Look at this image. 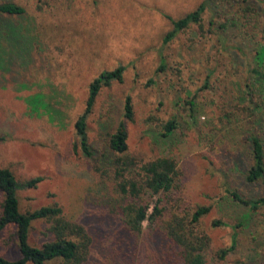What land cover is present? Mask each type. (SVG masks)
<instances>
[{
  "label": "rangeland",
  "instance_id": "rangeland-1",
  "mask_svg": "<svg viewBox=\"0 0 264 264\" xmlns=\"http://www.w3.org/2000/svg\"><path fill=\"white\" fill-rule=\"evenodd\" d=\"M203 1L0 0L25 10L10 22L29 27L33 38L32 60L17 41L6 46L8 59L1 57L7 73L0 70V168L9 169L18 182L43 178L18 192L20 210L57 205L65 218L83 226L92 238L83 264H177L163 249L140 253L139 244L130 258L114 252L123 233L111 210L112 184L75 146L74 124L84 111L89 84L119 66L124 67L122 80L100 91L88 117L91 150L101 153L108 135L123 126L127 155L137 163L166 157L176 164L178 187L164 199V217L188 220L197 208H210L194 228L208 239L203 264H264V205L251 211L231 197L264 198V178L256 184L244 180L249 126L238 106L261 35L249 27L244 31L236 20L237 9L250 5L264 28V0L211 5L201 29L191 25L165 43L168 18L180 19ZM35 95L42 96L47 111L29 110L25 99ZM126 96L132 120L123 114ZM168 121L176 128L163 138ZM147 226L143 237L151 235ZM47 227L33 224L31 245L50 239ZM156 238L160 245L166 242L161 235ZM18 256L10 227L0 233V257L13 261Z\"/></svg>",
  "mask_w": 264,
  "mask_h": 264
},
{
  "label": "trees",
  "instance_id": "trees-1",
  "mask_svg": "<svg viewBox=\"0 0 264 264\" xmlns=\"http://www.w3.org/2000/svg\"><path fill=\"white\" fill-rule=\"evenodd\" d=\"M226 2L229 3L228 0H204L182 18L177 20L168 18L171 31L166 35L164 42L172 40L191 25H197L201 29L205 9L211 5L217 7ZM24 13L25 10L18 5L10 2L0 3V16L10 18L0 19L2 30L0 32V62L1 57L5 55L8 59L6 46L10 47L15 41L18 44L21 43L19 50L24 55H29V50H32L33 38L28 35L29 27L10 22L12 18H21ZM258 15L257 8L250 5L237 9L236 20L242 25V29L248 31L249 27L253 32L257 30L255 34L261 35L252 58V67L249 68L251 76L249 82L240 91L241 105L238 104L240 111L245 114L242 120L249 126L245 132L250 160V165L244 174L247 184H256L264 178V28L260 26ZM225 22L220 24L222 30L225 28ZM30 59L32 60L31 54ZM0 70L7 73L6 66L1 65ZM123 72L124 67L122 66L112 71H103L89 84L84 111L74 124L75 146L84 158L93 162L96 171L107 177L112 184L111 210L118 215L123 233L117 239L114 252L130 258L133 249L139 244L140 253L142 250L151 253L155 248L163 249L165 256L167 255L170 261L177 264H203V252L208 246V239L206 236H199L195 233L194 228L210 208H197L188 220L175 214L169 218L164 217L167 213L165 209L167 201L164 199L178 187L179 172L175 162L169 158L160 157L142 165L137 163L134 158L127 155V132L123 126L108 135L101 153L96 155L91 150L88 139V117L92 114L100 91L104 87H109L113 82H120ZM25 103L32 113L39 109L47 111L48 108L41 95L29 97L25 99ZM190 105H192L191 102ZM52 112L54 115L58 114L55 109ZM123 114L126 120L133 119V106L129 96L124 99ZM175 128L174 122L168 121L164 126L165 132L160 136L169 137ZM41 181H43L42 177H32L18 182L9 169L0 168V195L2 197L0 233L10 227L14 229V239L19 253L18 258L13 261L0 257V264H83L88 258L92 243L91 236L83 226L65 218L61 208L57 205L27 212L20 210L18 192L34 188ZM154 197L155 200L150 210V202ZM231 197L240 206L249 207L251 211L264 205V198L242 199L235 193H232ZM36 222L47 224V232L50 235V239L40 246H33L29 242L30 232ZM146 222L147 229L151 230L149 237H143V226ZM123 235H126V238ZM156 235H161L166 242L160 245ZM128 238L132 239L133 245L129 244L130 239L126 240ZM232 250L233 246L222 251L220 257L223 258Z\"/></svg>",
  "mask_w": 264,
  "mask_h": 264
}]
</instances>
